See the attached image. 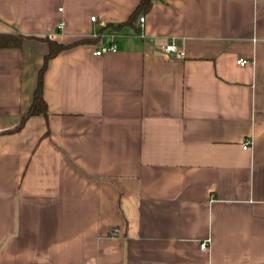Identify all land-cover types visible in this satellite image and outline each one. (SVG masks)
I'll return each instance as SVG.
<instances>
[{
  "label": "crops",
  "instance_id": "crops-1",
  "mask_svg": "<svg viewBox=\"0 0 264 264\" xmlns=\"http://www.w3.org/2000/svg\"><path fill=\"white\" fill-rule=\"evenodd\" d=\"M140 2L0 0V264H264V0Z\"/></svg>",
  "mask_w": 264,
  "mask_h": 264
},
{
  "label": "trees",
  "instance_id": "trees-1",
  "mask_svg": "<svg viewBox=\"0 0 264 264\" xmlns=\"http://www.w3.org/2000/svg\"><path fill=\"white\" fill-rule=\"evenodd\" d=\"M156 1H160V0H141L139 6L132 13L128 22L125 24L132 23L133 21L137 19V17H139L140 14L148 12ZM24 38L25 37L23 35H19V34L18 35H12V34L0 35V48H13V47L20 48L22 46ZM43 40L48 43L49 50H48L47 55L45 56L44 64L39 72L38 83H37V87L34 93V99H33L31 107L29 108L27 112L24 113L20 124L16 127L14 131H20L24 127L26 122L32 117H35V116L48 117L49 116V108H48V104L44 96V77H45L46 71L48 70L50 61L54 59L56 56H58L61 52L71 49L72 47L78 45L79 43L87 42V41H80V42L73 43V44H62V43H59L58 41L50 39L49 37H46ZM89 42H94V41L90 40Z\"/></svg>",
  "mask_w": 264,
  "mask_h": 264
},
{
  "label": "built area",
  "instance_id": "built-area-1",
  "mask_svg": "<svg viewBox=\"0 0 264 264\" xmlns=\"http://www.w3.org/2000/svg\"><path fill=\"white\" fill-rule=\"evenodd\" d=\"M95 19H96V17H92V20H95ZM140 20H141V22H143V21L145 20V18L142 17ZM59 28H60V29H63V28H64V22H62V23L59 24ZM49 37L52 38L53 35L50 34ZM161 49H162L165 53H167L168 55H175V56H177V57H179V58H181V57L184 55L183 52H180V51H179V49H178V47H177V44H176L175 42H168V43L162 45V46H161ZM108 51H116V46H115V45H112V46H110V47H103L101 50H97V51L95 52V54H96V55H102V54H104V53H106V52H108ZM247 63H248V61L245 60V59H240V60H238V64H240V65H242V66L246 65ZM250 146H251V141H250V140H247V141L244 143V145H243V149H244V150H248V149L250 148ZM114 232H115V233L118 232V229H115ZM202 248H203V249H207V244H203V245H202Z\"/></svg>",
  "mask_w": 264,
  "mask_h": 264
}]
</instances>
